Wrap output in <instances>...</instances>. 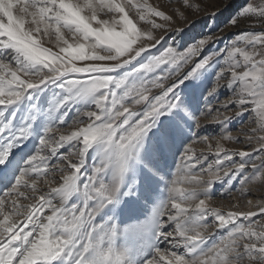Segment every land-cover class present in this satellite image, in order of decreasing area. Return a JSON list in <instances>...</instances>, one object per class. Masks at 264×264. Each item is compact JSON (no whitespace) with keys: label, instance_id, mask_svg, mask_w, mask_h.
I'll return each instance as SVG.
<instances>
[{"label":"snow or ice","instance_id":"1","mask_svg":"<svg viewBox=\"0 0 264 264\" xmlns=\"http://www.w3.org/2000/svg\"><path fill=\"white\" fill-rule=\"evenodd\" d=\"M205 11L0 0V264H264V0Z\"/></svg>","mask_w":264,"mask_h":264},{"label":"rangeland","instance_id":"2","mask_svg":"<svg viewBox=\"0 0 264 264\" xmlns=\"http://www.w3.org/2000/svg\"><path fill=\"white\" fill-rule=\"evenodd\" d=\"M160 2L166 4L167 0H160ZM197 2H202V5L206 9V11L202 12L198 15L197 19L199 22L196 24L195 28L192 30L193 33L201 31V30H206V29H204L205 23H208V24L212 23V21L207 20V14L212 12V11H215V10H222L224 4L227 3L228 0H197ZM236 2L239 3V0H236ZM175 6L176 5H173V7H175ZM227 15H228L227 13H224L223 15H219L217 17L216 24L218 27L215 29L217 34H221V33H219V28L223 27L224 22L227 19ZM234 31H235V29L225 30V32L222 35H224L225 38H228L231 36L232 32H234ZM224 98H225L224 96H221V99H224ZM204 122L207 123V121H204ZM233 127L235 128L236 125H233ZM233 134H235V132ZM197 147L199 148L200 146L197 145ZM224 203L226 204L227 201H225ZM253 210H255V208H253Z\"/></svg>","mask_w":264,"mask_h":264}]
</instances>
